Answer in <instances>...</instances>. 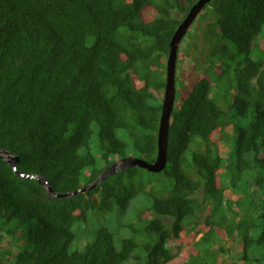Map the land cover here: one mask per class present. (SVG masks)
I'll use <instances>...</instances> for the list:
<instances>
[{"label": "trees", "instance_id": "trees-1", "mask_svg": "<svg viewBox=\"0 0 264 264\" xmlns=\"http://www.w3.org/2000/svg\"><path fill=\"white\" fill-rule=\"evenodd\" d=\"M195 1L0 0V264H172L170 242L190 248L181 264L264 261V0H211L191 24L213 63L179 84L164 171L125 168L65 198L16 173L65 193L92 184L129 144L153 161L162 105L154 93ZM141 197L149 204L135 208L119 248L100 227L69 252L73 225L89 211H124ZM6 222L23 231L16 254Z\"/></svg>", "mask_w": 264, "mask_h": 264}, {"label": "rangeland", "instance_id": "rangeland-1", "mask_svg": "<svg viewBox=\"0 0 264 264\" xmlns=\"http://www.w3.org/2000/svg\"><path fill=\"white\" fill-rule=\"evenodd\" d=\"M209 10L208 7H204L202 11L199 13L201 16L205 12ZM174 19L180 20L182 18L183 13L181 11H174L173 13ZM196 17L194 21V25H196L200 20V15ZM205 22L203 23V25ZM194 25L190 27L188 32L185 34L183 39L181 40L180 46L178 48V55H177V63H176V92L179 94V84L182 82L188 83L191 78L196 74V72L201 71L200 68H203L213 63V58L208 57V44L205 47V44L202 45V41H195L196 37L194 35ZM139 36V35H138ZM150 41H146L144 39H140V44L145 45L149 44ZM226 43V42H225ZM198 48H197V47ZM230 49H232V45H229ZM198 57V61L201 62V64H198V67H193L188 72L182 71L180 69V64L183 62H187L191 60L192 58ZM206 61L205 63L203 61ZM183 61V62H182ZM227 61V60H224ZM178 64V67H177ZM188 64V63H184ZM185 78V79H184ZM190 84V83H189ZM219 91L221 96H227L230 95V86L227 83L226 79H223V81H219ZM185 92V91H183ZM154 96L158 101L163 100L164 96V90H160L159 92L154 93ZM119 137H121L119 135ZM123 140H125L127 143L129 141L125 137H121ZM96 144V137L93 136L92 142H91V152L96 157V165L97 167H100L102 165L101 159L95 149ZM223 148L226 153H231L232 148L230 145H223ZM191 150H200L195 146H191ZM189 152L187 151V154ZM127 156H135L133 154L132 148L130 144L128 145V149L126 152ZM148 205L149 202L144 198L141 197L140 200H134L126 210H121L119 208H114L111 211H89L86 214V218L84 221L77 222L73 225L72 231L75 234V239L69 246V252L74 251H81L83 247L91 242L93 240L92 235L100 228V227H106L110 232L113 233V241L116 248H119V240L121 238H128L131 237V231L128 229L127 225L134 221L133 213L136 207H142L144 205ZM1 228V225H0ZM4 229H11L14 231V238L8 237V240L11 243V250L13 253H18L23 249V231L16 226L14 222H6V225L3 227ZM169 246H171V250L174 253V258L172 259V264H181L182 262L186 261V253L190 249L186 244L178 243V242H170ZM258 264H264V261L258 262Z\"/></svg>", "mask_w": 264, "mask_h": 264}, {"label": "water", "instance_id": "water-1", "mask_svg": "<svg viewBox=\"0 0 264 264\" xmlns=\"http://www.w3.org/2000/svg\"><path fill=\"white\" fill-rule=\"evenodd\" d=\"M211 0H196L189 8L185 17L177 24L176 29L171 37L169 43V52L166 58L165 66V87L164 96L161 105V115L159 119V126L157 130L156 144L157 152L153 161H148L138 156H125L120 158L118 161L107 166L103 172L97 177L92 183L82 186L72 192L58 193L52 190L49 186L47 179L39 175H28L21 171H16L19 176L36 179L43 185L47 186V189L53 196L58 198H65L73 196L77 193H82L87 190H91L97 185L101 184L107 177L112 176L114 173L121 171L125 168L140 167L152 173H160L164 171L168 160H167V145H168V131L170 116L173 110L174 101L176 97V63L178 48L181 40L185 36L187 30L194 22L198 14ZM7 161L14 169L19 161L18 157L12 156L11 153H7Z\"/></svg>", "mask_w": 264, "mask_h": 264}]
</instances>
